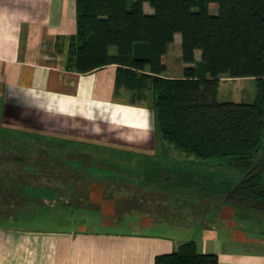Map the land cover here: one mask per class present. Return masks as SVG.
<instances>
[{"label":"crops","instance_id":"1","mask_svg":"<svg viewBox=\"0 0 264 264\" xmlns=\"http://www.w3.org/2000/svg\"><path fill=\"white\" fill-rule=\"evenodd\" d=\"M143 9L153 12L147 3ZM75 14V0H0V264H155L156 255L190 240L198 252L216 254L217 264H264V212L230 205L197 184L207 175L215 183L234 185L162 139L150 91L139 96L140 91L117 88L115 63L82 73L65 66ZM179 42L181 35L175 33L169 45ZM169 45L162 76L180 77L194 63L173 56ZM109 52L115 54L116 47ZM194 58L200 61L199 49ZM237 78L222 76L219 82ZM91 153L112 155L109 177L69 164L86 158L91 165ZM77 176H86L89 184L80 186ZM105 180L107 197L99 194ZM156 180L189 185L199 198L168 199L171 204L157 200L140 213L128 210L140 217L141 228L125 232L24 225L30 216L59 219L84 210L90 221L112 228L116 222L106 217L112 209L114 218L116 201L123 199L119 182L129 187L122 202L130 204L136 185L144 194ZM80 190L85 203L74 193Z\"/></svg>","mask_w":264,"mask_h":264},{"label":"trees","instance_id":"2","mask_svg":"<svg viewBox=\"0 0 264 264\" xmlns=\"http://www.w3.org/2000/svg\"><path fill=\"white\" fill-rule=\"evenodd\" d=\"M75 1L76 32L65 66L82 73L115 63L117 88L153 94L162 139L197 159L223 160L226 168L242 173L234 185L206 177L197 184L230 205L264 212V0ZM144 3L152 13L144 12ZM175 33L181 35L183 62L194 66L185 67L180 77H165ZM222 76L254 78V100H217ZM217 263L216 254L198 252L192 240L155 257V264Z\"/></svg>","mask_w":264,"mask_h":264},{"label":"rangeland","instance_id":"3","mask_svg":"<svg viewBox=\"0 0 264 264\" xmlns=\"http://www.w3.org/2000/svg\"><path fill=\"white\" fill-rule=\"evenodd\" d=\"M213 10L216 8L212 7ZM212 8L210 9L211 11ZM169 52L175 56L177 53L178 55L181 54V46H180V42L178 45L175 44H171L169 45ZM181 71V70H180ZM255 88H256V81L254 78L252 77H241V78H237V79H233L232 81H221L219 82L218 85V89H217V99L220 101H237V102H245V103H251L254 98H255ZM39 142V141H38ZM36 142V143H38ZM46 145V144H45ZM50 146V142L47 143V146ZM72 152H74L73 154H71V156L76 157V151L72 150ZM94 155L93 153H91V156ZM96 155V154H95ZM112 155L107 154V153H103V155H99V156H92L94 158H92L91 161V165L95 166L96 164H101L103 167L101 169H98L97 167H92L91 165H86L87 159H80L77 161H69V164L72 165H77L79 167V169H85L88 170L93 176L95 177H100V178H105V177H109L110 172L108 168H106V165H110V162H112ZM111 157V158H110ZM135 160V159H133ZM203 162H205V164L203 165V168H205L207 170V172L211 171V173L213 175H217V177L222 176V178L224 179H228L230 180L232 183L236 184L242 177V173L240 171L237 170H231L226 168L223 165V160H219V159H205V160H201ZM135 162V161H133ZM85 164V165H84ZM28 167V166H27ZM26 167V168H27ZM111 167V166H110ZM139 165H134V171L136 172V168L138 169ZM116 177H122V178H127V179H136L137 181H141L143 182V180H140V177H136L134 175H120L117 174ZM205 177H207V175H205ZM226 177V178H225ZM87 177H79L77 176L76 178V182L80 184V186H86V184L88 185L89 182L86 181ZM70 179V176H69ZM205 178H202V181ZM210 179V178H209ZM181 180H183L185 183H190L191 181L187 178H181ZM201 180V179H200ZM211 180V179H210ZM104 183L106 184V188L105 190H103L102 192L99 191V194L102 193L105 197H107L109 195L108 188H107V181L105 180ZM139 183V182H138ZM203 184H206L207 182H202ZM85 184V185H84ZM140 184V183H139ZM148 186L153 187V188H147V190H144V194H141L139 190L140 187H138L137 185L135 186L138 190L136 191L138 194H136V196H133L132 198L134 199L133 201L130 202V204L126 201L125 203L122 201H125V195L123 194V190L124 188H129L124 186V184H122V182H119L118 187L121 190V197L123 196L122 200L116 201L117 205L116 206V210L115 213L116 215H114L113 219H110L112 216L111 213L114 212L112 209L109 210V214H107L108 216L106 218H108L109 220H106L108 222H112L113 220L114 222H116L115 226L110 228L108 226H102L99 224V222L97 221H90V217L87 213H85L84 210L80 211L79 213H75L74 215L71 216L70 213H66V217H62V218H48L46 216H39L36 215L35 217H29L27 220L29 222H27L24 225L30 226V227H39V228H47V227H63V226H69V227H74L76 228L77 226H86L87 229H91V230H100V229H110L113 231H129L130 229H140V224H139V220L140 217L139 216H133V215H129L128 213L126 214V212L129 210L131 212L134 213H140L141 210H147L148 204H154L157 200L162 201V203L166 202L169 203L167 200L171 199L172 200H178V201H184V200H192V199H198L200 195V192L195 191L194 189H191L189 185H174V184H167L161 181H151L148 183ZM134 187V186H133ZM155 187H160L162 189H165L166 191H162V193L156 189H154ZM81 188V187H80ZM85 188V187H84ZM134 188V189H136ZM203 188V187H202ZM127 190V189H126ZM74 193H76V197H78L81 202H84L83 200L86 198L85 195V191L83 192V190L80 191H75ZM129 194H133V193H129ZM38 197V194H36ZM85 197V198H81ZM53 199V198H51ZM85 203V202H84ZM125 206H124V205ZM171 204V203H169ZM124 206V207H122ZM88 207V206H87ZM152 208H154L153 206H151ZM262 214V213H261ZM95 220V219H94ZM122 222H119V221Z\"/></svg>","mask_w":264,"mask_h":264}]
</instances>
